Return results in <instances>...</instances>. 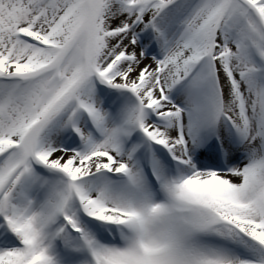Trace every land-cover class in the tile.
Instances as JSON below:
<instances>
[{
    "label": "snow or ice",
    "instance_id": "6c2138e0",
    "mask_svg": "<svg viewBox=\"0 0 264 264\" xmlns=\"http://www.w3.org/2000/svg\"><path fill=\"white\" fill-rule=\"evenodd\" d=\"M0 264H264V0H0Z\"/></svg>",
    "mask_w": 264,
    "mask_h": 264
}]
</instances>
